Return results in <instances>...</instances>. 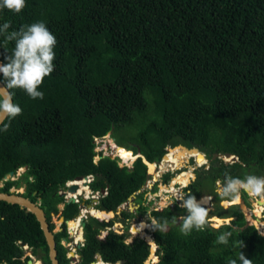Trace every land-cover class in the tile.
Returning a JSON list of instances; mask_svg holds the SVG:
<instances>
[{
	"label": "trees",
	"instance_id": "16d2710c",
	"mask_svg": "<svg viewBox=\"0 0 264 264\" xmlns=\"http://www.w3.org/2000/svg\"><path fill=\"white\" fill-rule=\"evenodd\" d=\"M4 22L11 23L9 31L44 22L57 38L55 70L38 89L44 98L9 90L22 114L0 125H9L7 132L0 131V191L24 185L22 195L40 202L51 230L52 214L61 212L64 222L54 233L60 264L71 261L61 243L69 236L66 220L79 213V203L66 201L60 191L68 180L87 175L93 176L90 189L104 188L106 194L99 197L97 218L85 219L76 264L101 262L97 255L112 264H144L148 256H158L155 264H227L240 252L252 264H264V235L247 223L239 203L227 207L228 215H218L223 222L231 217L219 230L207 227L185 236L178 222L166 232L152 227L151 241L135 237L128 243V234L114 229L99 237L114 216L108 210L127 202L151 178L143 157L153 163L167 153L160 167L168 171L197 154L172 147L204 152L209 166L194 169L196 177L186 187L193 195L208 188L216 193L215 183L225 180V172L240 178L264 174V0H26L20 13L0 10V25ZM14 46V41L0 45V64L7 63ZM0 80L6 86L2 73ZM108 133L117 145L140 154L132 167L120 166L110 156L93 161L94 138ZM226 151L238 160L212 158ZM206 157L198 154L197 164ZM22 167L18 178L4 180ZM171 177L165 173L162 181ZM146 192L136 194L140 210L147 208ZM205 196L210 195L196 198ZM118 208V214L132 215ZM182 212L187 211L175 205L151 215L179 221ZM224 231L233 233L229 244H215ZM133 234L146 236L137 230ZM19 241L50 264L34 214L0 200V264H28ZM238 241L242 248L234 246Z\"/></svg>",
	"mask_w": 264,
	"mask_h": 264
},
{
	"label": "clouds",
	"instance_id": "9594fccd",
	"mask_svg": "<svg viewBox=\"0 0 264 264\" xmlns=\"http://www.w3.org/2000/svg\"><path fill=\"white\" fill-rule=\"evenodd\" d=\"M25 7H26V0H0V10L6 8L14 13H20ZM10 27H11L10 22H4L2 25H0V37L3 38V41L2 43H0V45L4 47L8 42H12V41L15 42V46L13 51L11 52V55L6 57L7 63L0 64V73L3 74V77L6 81V86L4 88H0V120L3 121L14 119L22 114V108L18 104L13 102L12 92L9 90L21 89L24 92H26V94L33 100L35 99L42 100L44 98L45 95L44 92L38 89L43 84L45 78L50 76L55 70L54 60L56 54L54 49L57 45L56 36L50 31V29L46 26L44 22H34L30 25H23L19 30L9 31ZM8 130H9V125L7 124H4L3 127H0V131L7 132ZM106 136L108 135L106 134L99 138H105ZM112 139H113V144L117 145L114 138ZM108 146L110 147V145ZM95 155L96 152L94 156ZM135 155L137 156L134 158L133 162L138 156H140V154H134L132 157H134ZM105 156H110V155H105ZM110 157L117 159L119 164L120 162L119 156L117 157L110 156ZM98 160L95 162L93 159L95 163H97ZM143 160L148 167V163L151 162L147 161L144 157ZM159 162H153V163H159ZM124 166L127 165L124 164ZM85 177L86 179L82 177L79 180L82 179L85 180L84 183L88 186V183H90L93 180V176L87 175ZM88 177H92V180L88 181ZM193 179L195 178L193 177ZM74 180H77V178ZM67 182H71V184H73L72 183L73 180H68ZM67 182L65 183V186L68 191V187L71 184L68 186L66 185ZM154 183L155 181L153 182V184ZM216 184L220 185L218 190V196L221 197L222 200L227 199L229 201H239L241 199V194L245 192L248 193L249 195L264 196V177H258L256 175L248 174L244 178H240V177H233L228 172H225V180L223 184L221 185L219 180L216 182ZM90 191L92 190L90 189ZM61 194L65 196V192L64 193L62 192ZM101 194L102 193L99 191V194L97 195L95 191L96 196L100 197ZM207 199H208L207 197H202L201 200L198 201L196 196L191 194V192L184 193L178 191L175 194L174 200L172 199V197L167 198L166 201L163 204H161L157 210L158 211L163 210L164 208L169 207L175 201L179 200L181 201L179 207L181 209L186 210L188 214L186 216L185 215L179 216V221L177 220L176 216H173L171 221H169L168 218L162 217L160 219H157L155 217H151L150 214H148V217L151 220V226L153 227L154 230H158L159 232H166L170 224L175 225L179 222L180 223L179 230L181 234L185 236L190 235L193 230L204 231L207 227H212L213 229L219 230L221 225L214 223L213 220L210 218L213 214L210 215L209 217V208L205 206L207 204ZM80 208L81 207L79 204V213H80ZM221 218L224 219V217ZM246 220L248 224H253L256 227V229L264 235V231H262L259 228V224H257V221L255 222L249 218H246ZM249 220L252 221V223H249L248 222ZM147 226H148L147 224L142 222L139 228L137 229V231H141L143 228ZM232 235H233L232 231H224L217 236L214 243L218 245L227 246L229 244V239L232 237ZM151 236L154 238L152 233ZM143 239L145 240V238ZM237 245L242 248L243 241L234 242V246ZM238 261L239 264H252V260L248 259L242 252L239 253L237 258H230L227 261V264H238Z\"/></svg>",
	"mask_w": 264,
	"mask_h": 264
},
{
	"label": "rangeland",
	"instance_id": "374dc122",
	"mask_svg": "<svg viewBox=\"0 0 264 264\" xmlns=\"http://www.w3.org/2000/svg\"><path fill=\"white\" fill-rule=\"evenodd\" d=\"M107 135L108 136H106L105 138H100L98 140V142L100 141L99 146L104 145V144H108V145H110V147H112V144H113V139L112 138L113 137H111L110 133H108ZM101 142H103V143H101ZM174 147H176V146H174ZM174 147H172V148H174ZM178 148H180L182 151H185V152L192 151V150H187V149H185L183 147H178ZM197 156H198V153L197 154L192 153L188 158H186V161L183 162L181 164V167H179V168L178 167L175 168V167H172V166H171L172 168L168 167L170 170L169 171H165L163 174L171 173V175H173V177L175 176V178L173 179V177H171V179L169 180L168 183H164L162 181V176H158V178L155 181V183H157V189L155 191L152 190L153 182H154L153 175H155L159 169L156 168L155 163H151L149 165V167H147V172L151 175V178L147 181V183L143 187V189L147 190V192L144 194L145 200L143 201V204L145 206H147V208L145 210H140L139 208L137 209V207L139 205L138 202H137V199H136L137 198V196H136L137 193H134V196H136V197L130 196V199H129L130 202H132V204H133L132 206H129L127 204V202H126V204L123 202L124 209L129 210V211L131 210L130 212L132 213V215H129L128 213L127 214L124 213L123 215L122 214H118V215H115L112 218H110L108 221H105L106 223H108V226L103 228L104 231L102 230V232H99V236L102 237L103 235H105L108 232L107 230L114 229L115 231H117L120 234H122L123 232H126L128 234V236H127V238H125V240L131 242L135 237H142L140 235H134L133 233H135L136 230L139 228L140 224L143 221H145V224H147L148 226L141 230V235H146V236L149 237V233H150V231L152 229V226H151V220L149 219L148 214H150V216L153 217L151 215V212L153 210H157L159 208V206L166 201L167 198H169V197H172V198L174 197L175 198V194L178 191L181 192V189L184 188L185 186H187V184H188L187 181L188 180L186 181V183L181 182L179 184V183H177L179 181L177 179H180V178L182 179L183 176L186 175V172H192L191 176L193 177V175H194V169H193L194 165H197V167L199 168L200 166L206 164V162H204L201 165H198L196 160H195V158ZM222 158L224 160L228 159V161H232L231 158H228V157H225V156L222 157ZM97 159H98V157L95 158V160H97ZM24 170H25V168L22 167L11 178L12 179L18 178L22 174V172ZM159 171L161 172V170H159ZM160 174L161 173H159V175ZM258 177H264V174L258 175ZM223 182L224 181L220 182L221 185L223 184ZM172 183L178 189L177 191H168V190L165 191V190H163L164 188H168ZM1 185H2V183H0V186ZM219 186L220 185L215 183V188H216L215 191L217 192V196H216V194L213 191L209 190V188L207 189L206 192L201 190L198 193H201V194L206 193V195H210V194L212 195L213 194L214 199L212 200V202H210L211 195L210 196H205V197L208 198L207 199V204L205 206L209 208V216H210L211 215V204L210 203L213 204V207H214L213 213H215L216 215H212L210 218L213 220L214 223L221 225L223 223H228L230 219L228 221H224L223 222V219L221 217H219L218 215H228L231 212V209L227 208V209L224 210V209L220 208V206H219L220 197L218 196ZM12 189L13 190L17 189V190H19L21 192H24L25 186L22 185L19 188H14L13 187ZM143 189H141V191ZM61 190H63V191H60V193H62L64 191H67V188H64V189H61ZM79 194H82V193L80 192ZM102 194H106V191H104ZM91 195L92 194H90L89 197H84V195H79L78 196L80 206H81V204L83 205L82 208H86L87 209L86 204L91 201V199H92ZM262 197H263L262 195H249L248 193L245 192V193L241 194V199L239 201H229L227 199H225V200H226L227 204L239 203V205L243 208V210L245 212L246 218H249V219H251V220H253L255 222L257 221V224H259V228L263 231L264 224L262 225L261 221L264 220V209L262 211H260V214H259L258 213V209L260 208V206L258 204L256 205V203L264 204V197H263L262 202L259 201ZM197 200L199 201V200H201V198H198ZM63 206H64L63 203L59 204V207L61 209L63 208ZM96 207L97 206H95V208ZM130 208H132V209H130ZM159 212H162V210H159ZM89 213H91V212H89ZM183 214L187 215L188 213L187 212H184V213L182 212L181 215H183ZM95 218H97V217H95ZM99 220L103 221L101 219H99ZM51 221L54 224V228H53L54 232L61 230L62 219L60 218V212L58 214L52 215ZM260 224H261V226H260ZM131 227H132V232H131ZM67 231L70 234V232H69L70 230L67 229ZM75 234L76 233H74V235ZM70 235L71 236L63 237L61 242L68 249V252H67L68 257H71V261H70L69 264H76V262L79 260V255H78V251H77V247H78L79 241H76V237H78V236L75 235L76 237H74L72 232H71ZM149 239H151V236L149 237ZM83 241L84 240L82 238L80 243H82ZM18 243L20 244V246L24 250L23 258L27 256V257H29L28 260H31V262L28 263V264H32V262H34L35 264H43L42 260L39 258V256L34 255L31 252V249H30V247L28 245H23L21 243V241H19ZM156 253L157 252L155 251L154 254L157 256ZM149 257L150 256H148V258L145 260L144 264H155L158 261L157 257H152L153 259L150 260V263H149V261H148Z\"/></svg>",
	"mask_w": 264,
	"mask_h": 264
},
{
	"label": "water",
	"instance_id": "95a60500",
	"mask_svg": "<svg viewBox=\"0 0 264 264\" xmlns=\"http://www.w3.org/2000/svg\"><path fill=\"white\" fill-rule=\"evenodd\" d=\"M4 87H5V84L0 80V88H4ZM2 122H3V120H0V125ZM176 146L183 147L187 150H194L199 155L206 157L205 153L200 151L197 147H190L189 148V147H186V146L181 145V144L176 145ZM167 148H171V147L170 146L166 147L165 150H167ZM224 156L231 157L232 161L238 160V156L236 154L229 152V151H226L223 153L215 152L213 154L212 158L224 157ZM164 157H165V155H163L161 162L163 161ZM226 161H228V159ZM206 164L209 166V161ZM196 168H197V165H194L193 169H196ZM161 173H164V172H161ZM13 176H14V172L10 171L8 174L5 175L4 180L12 179L11 177H13ZM83 178L86 179V177H83ZM157 178H158L157 175L153 176L154 181H156ZM79 179H81V178H77V180H79ZM77 188H78L77 184L73 183L68 187V191L71 193H74V192H76ZM104 191H106V189H104V188L100 189L101 193H103ZM93 193H94V196L92 197L91 201L86 204L87 209L95 208V206L99 202V197L95 195V191H93ZM131 196L134 197V194H132ZM0 200H4V201L10 202V203L19 204L21 207H24L26 209V211H29V212L34 214V216L36 217V219L40 225V228L43 231L44 237H45V241H46V244L48 247V256H49L50 264H60L58 261V258H57L56 241H55V237H54L55 232H54V230L50 229L49 222H48L46 215H45V211L40 206V202L39 201H32L30 198L23 196L21 191L13 190V189H10V191H8V192L0 191ZM67 201L68 202H75V198L73 196H69ZM219 204L223 209H227V207L230 205L227 203L225 204L224 200H220ZM80 207H82V205ZM117 208L115 210H108V211L114 213V216H115L118 214ZM103 211H107V210H103ZM52 215H54V214H52ZM89 216H92L93 218H95L92 214H90L88 212L86 213L85 216L82 215V217H81L83 239L85 238V234H86L85 230H84L85 219L88 218ZM60 218L62 219V223H63L64 217L60 216ZM67 222L68 221L66 220V223ZM71 230L72 229H70V232H71ZM70 234H69V236H71ZM22 244H25V242L22 241ZM78 246H81L80 242L78 243ZM97 259H98L97 261H101L102 264H112V263H107V262L102 261V259L99 255H97ZM30 262H31V260H28V263H30ZM119 263L120 262H117V264H119ZM90 264H95V262H91Z\"/></svg>",
	"mask_w": 264,
	"mask_h": 264
},
{
	"label": "bare ground",
	"instance_id": "6f19581e",
	"mask_svg": "<svg viewBox=\"0 0 264 264\" xmlns=\"http://www.w3.org/2000/svg\"><path fill=\"white\" fill-rule=\"evenodd\" d=\"M112 142V141H111ZM113 147L114 148H116L117 149V151H119V154L121 155V157H123V158H125V159H128V158H132V156L134 155L133 153H132V151L131 150H128V149H126V148H124V147H121V146H118V145H114L113 144ZM176 147H179V146H176ZM176 147H174V148H171V151L173 150V149H175ZM167 154V153H166ZM166 154H165V156H166ZM225 157H227V156H225ZM165 158V157H164ZM188 158V157H187ZM196 159V158H195ZM164 160V159H163ZM185 161H186V157H185ZM208 161V158L206 157V160L204 161V162H207ZM163 162V161H162ZM161 162V163H162ZM196 162L198 163V161H197V159H196ZM203 162V163H204ZM161 163H160V165H161ZM151 163H148V167H149V165H150ZM199 164V163H198ZM156 165V164H155ZM156 168H157V165H156ZM161 168V172H165V170L167 169V168H162V167H160ZM158 173V172H157ZM189 172H186V175L188 174ZM191 175H192V172L190 173ZM185 175V176H186ZM190 175V176H191ZM156 176V175H155ZM185 176H183V177H185ZM189 176V177H190ZM189 177H188V181H189ZM180 178V177H179ZM183 179V178H182ZM181 178L180 179H177V180H182ZM84 181L85 180H74L72 183H76L77 184V190H76V192L73 194V197H74V195H84V197H89V195H90V188L84 183ZM187 181V182H188ZM186 183V182H185ZM174 185V184H173ZM173 185H170V186H173ZM169 186V187H170ZM163 190H165V188L163 189ZM166 191V190H165ZM82 193V194H79V193ZM134 197H136V196H134ZM264 197V196H263ZM263 197L259 200L260 202H262V200H263ZM129 199H130V197H129ZM224 203L226 204V200L224 199ZM125 204H126V202H125ZM127 204L129 205V206H132L133 204H132V202H130V200H128L127 201ZM259 205L260 206V208L258 209V213H260V211H261V209L263 208V206H264V204H260V203H256V205ZM139 206V205H138ZM124 209V205L122 204L121 206H119V208H118V212H121L122 210ZM130 209H132V208H130ZM86 210H88V209H84V212L86 211ZM94 211V212H93ZM131 211V210H130ZM93 212V213H92ZM90 214H92L93 216H96V215H98V213H97V211H96V209L95 208H93L92 209V211H91V213ZM223 219V218H222ZM227 221V220H226ZM137 223V222H136ZM143 223H145V221H143ZM135 224V223H134ZM68 226L70 227V229H72L71 230V232L73 233V235H74V233H76L75 235H77L78 237H76L75 235H74V237H76V241H79V240H81V238H82V232H83V230L81 229V224H80V222L77 220V219H74L73 221H71V222H69L68 223ZM133 226V225H132ZM147 231V230H146ZM131 232H132V227H131ZM149 235L151 236V234L149 233ZM149 236V237H150ZM149 237L148 236H144L143 238H145L146 240H148V241H151L152 239H153V237L151 236V239H149ZM153 258L151 257V258H149V263H150V260H152ZM157 259V258H156ZM95 264H102V262H97V263H95Z\"/></svg>",
	"mask_w": 264,
	"mask_h": 264
},
{
	"label": "built area",
	"instance_id": "2783aa9c",
	"mask_svg": "<svg viewBox=\"0 0 264 264\" xmlns=\"http://www.w3.org/2000/svg\"><path fill=\"white\" fill-rule=\"evenodd\" d=\"M100 138L99 137H95L94 138V143H95V147H94V151L96 152V155L94 156V161L96 162L98 159H100L102 156H105V155H110V156H112V157H117V156H119L120 157V162H119V164L121 165V166H124V164L125 165H127L128 167H131L132 166V164H133V160H134V158L137 156V155H135L134 157H132V158H130V159H125V158H123V157H121V155L119 154V151H117V149L116 148H114V147H109L107 144H104V145H101V146H99V143H100V141L98 142V140H99ZM101 143H103V142H101ZM100 153V154H99ZM96 157H98V159L97 160H95V158ZM160 163H161V161L159 162V163H155L158 167V169L160 168ZM157 169V170H158ZM161 173V172H160ZM156 175L157 176H162V174H160L159 175V173H156ZM92 180V177H88V181H91ZM71 184V182H67V184L66 185H70ZM65 192V199L67 200L68 199V196H73V194L74 193H70L69 191H64ZM63 192V193H64ZM90 193L92 194L91 196L93 197L94 195H93V192L92 191H90ZM96 193L97 194H99V191H96ZM74 198H75V202H77V203H79V199H78V196H76V195H74ZM84 209H86V208H80V213L78 214V216H76L74 219H77L80 223H81V217H82V215H86V213L87 212H84ZM249 223H252V221H248ZM67 229L68 230H70V227L68 226L67 227ZM81 229H82V226H81ZM102 230H99V232H101ZM70 232V231H69ZM71 233V232H70ZM108 233V232H107ZM106 233V234H107ZM105 234V235H106ZM105 235H103L102 237H100V238H103V237H105ZM62 240V239H61ZM81 240H79V242H80ZM125 242H129V241H127V240H125ZM22 243V242H21ZM62 243V242H61ZM83 243V242H82ZM81 243V244H82ZM23 245H25V244H23Z\"/></svg>",
	"mask_w": 264,
	"mask_h": 264
},
{
	"label": "flooded vegetation",
	"instance_id": "af4514ba",
	"mask_svg": "<svg viewBox=\"0 0 264 264\" xmlns=\"http://www.w3.org/2000/svg\"><path fill=\"white\" fill-rule=\"evenodd\" d=\"M186 158H187V157H186ZM193 177H194V178L196 177V176H195V172H194ZM193 177H192V176L189 177V181H188L187 186H188L189 184H191V182L194 180ZM177 183H178V182H177ZM184 183H185V182H184ZM187 186H185L184 188H182V189H181V192L189 193L190 190H187V189H186ZM140 191H141V190H140ZM140 191H138L137 193H139ZM207 193H208V192H207ZM208 194H209V193H208ZM215 194H216V196H217V192H216ZM199 195H201V193H198V194H196L195 196L198 197ZM210 195H211V194H210ZM172 199L174 200L175 198L173 197ZM213 199H214V196H213V194H212V195H211L210 202H212ZM180 203H181V201L178 200V201H175V202H174L173 204H171L170 206H171V207H174L175 205H178V206H179ZM210 204H211V215H212V214H213V211H214V207H213V204H212V203H210ZM138 208H139V206L137 207V209H138ZM60 209H61V208H60ZM62 209H63V208H62ZM78 214H79V213H78ZM123 214H124V213H123ZM123 214H122V215H123ZM117 215H118V214H117ZM181 216H182V215H181ZM185 216H186V215H185ZM75 217H76V216H75ZM75 217H74V218H75ZM209 217H210V216H209ZM74 218H72V219H74ZM50 221H51V220H50ZM67 221H69V220H67ZM51 222H52V221H51ZM61 224H62V223H61ZM66 224H67V227H68V222H67Z\"/></svg>",
	"mask_w": 264,
	"mask_h": 264
},
{
	"label": "crops",
	"instance_id": "0c3cea01",
	"mask_svg": "<svg viewBox=\"0 0 264 264\" xmlns=\"http://www.w3.org/2000/svg\"><path fill=\"white\" fill-rule=\"evenodd\" d=\"M230 218H231V217H229V218H225V219L227 220V219H230Z\"/></svg>",
	"mask_w": 264,
	"mask_h": 264
}]
</instances>
